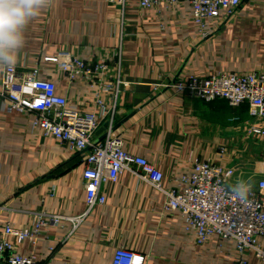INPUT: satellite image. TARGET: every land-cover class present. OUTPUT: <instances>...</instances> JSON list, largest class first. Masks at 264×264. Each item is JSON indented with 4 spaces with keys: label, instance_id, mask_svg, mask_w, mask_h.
I'll return each instance as SVG.
<instances>
[{
    "label": "crops",
    "instance_id": "1",
    "mask_svg": "<svg viewBox=\"0 0 264 264\" xmlns=\"http://www.w3.org/2000/svg\"><path fill=\"white\" fill-rule=\"evenodd\" d=\"M62 53L107 64L97 79L71 80L51 61ZM16 56L19 73L36 70L80 112L115 111L113 135L162 172L165 189H178L204 162L239 168L234 185L256 190L264 180V140L255 144L250 135L258 122L248 105L233 109L164 87L264 74V0H244L234 16L223 11L203 23L188 1L146 8L136 0L123 8L109 0H48ZM84 171L81 156L46 134L34 113L0 104V233L6 226L37 231L22 242L6 237L14 254L45 264H113L124 248L147 256L146 264H239L235 240L211 234L199 243L181 212L165 209L167 196L129 171L105 184L106 203L89 211ZM257 242L264 248L263 237ZM244 257L264 264L252 252Z\"/></svg>",
    "mask_w": 264,
    "mask_h": 264
},
{
    "label": "built area",
    "instance_id": "2",
    "mask_svg": "<svg viewBox=\"0 0 264 264\" xmlns=\"http://www.w3.org/2000/svg\"><path fill=\"white\" fill-rule=\"evenodd\" d=\"M132 1L136 0H109L123 8ZM138 1L146 8L162 2L188 1L195 18L203 23L207 19L218 18L223 11L234 16L244 0ZM51 61L58 63L71 80L76 77L97 79L95 74L102 72L107 64L104 60L82 61L67 53ZM120 85L129 88L131 83L121 82ZM164 87L192 94L207 103L223 100L233 109L248 105L251 118L258 122L251 126L250 135L254 137L255 144L264 140V74H218L209 78H191ZM110 89V86H106L105 91L109 92ZM0 104L8 110L34 113L36 124L46 134L55 136L62 146L81 156L89 211L106 203L103 194L105 184L116 182L123 171H129L167 196L165 209L168 212H181L189 226L197 232L199 243L203 244L211 234H217L223 239L236 241L242 256L239 264H249L244 257L247 252L264 261V248L257 242L258 237L264 238V180L256 190L250 188L246 200H241L233 191L239 168L204 162L196 164L191 175L184 176L178 189H165L162 172L145 158L127 153L123 140L113 135L115 111L101 117L80 112L66 98L57 95L51 83L40 80L36 70L19 73L16 66L6 67L0 89ZM103 128L104 131L98 135ZM45 224L41 220L38 227ZM36 232L6 226L0 233V264H45L32 257L14 254L12 245L6 239L14 236L22 242L34 238ZM146 262L147 256L124 248L116 250L113 259V264Z\"/></svg>",
    "mask_w": 264,
    "mask_h": 264
},
{
    "label": "clouds",
    "instance_id": "3",
    "mask_svg": "<svg viewBox=\"0 0 264 264\" xmlns=\"http://www.w3.org/2000/svg\"><path fill=\"white\" fill-rule=\"evenodd\" d=\"M48 6V0H0V67L16 63V53L25 43V29ZM233 191L246 200L250 185L238 182Z\"/></svg>",
    "mask_w": 264,
    "mask_h": 264
},
{
    "label": "water",
    "instance_id": "4",
    "mask_svg": "<svg viewBox=\"0 0 264 264\" xmlns=\"http://www.w3.org/2000/svg\"><path fill=\"white\" fill-rule=\"evenodd\" d=\"M106 127H107V126H106ZM106 127H105V128H106ZM105 128L101 129V130L98 132V135H100V134L104 131Z\"/></svg>",
    "mask_w": 264,
    "mask_h": 264
}]
</instances>
